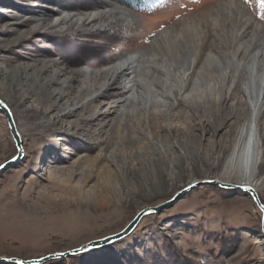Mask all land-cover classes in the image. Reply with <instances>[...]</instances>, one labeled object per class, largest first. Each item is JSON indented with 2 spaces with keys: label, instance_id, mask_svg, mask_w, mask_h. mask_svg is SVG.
Wrapping results in <instances>:
<instances>
[{
  "label": "rangeland",
  "instance_id": "374dc122",
  "mask_svg": "<svg viewBox=\"0 0 264 264\" xmlns=\"http://www.w3.org/2000/svg\"><path fill=\"white\" fill-rule=\"evenodd\" d=\"M96 1L101 2L96 12L105 2L126 9L135 26L117 16L85 20ZM235 1L238 5L232 0H158L141 7L139 0H0V46L6 45L0 49V66L6 69L56 61L50 70H67L56 87L67 82L72 70L82 68L85 72L77 74L82 80L87 70L104 69L116 55H138L147 60L142 70L149 71L147 79L140 72L145 84L138 87L140 93L129 89L126 101L106 95L96 101L101 113L109 107L111 113L91 128H99L95 133L85 128L81 134L76 128L62 132L60 122L51 124L60 110L36 114L40 108L34 98L10 96L23 155L0 171V256H37L116 232L142 207L165 202L199 181L160 212L145 214L124 237L38 264H167L160 258H171L172 264H264L262 210L251 192L203 182L222 176L234 136L252 111L248 91L253 81L257 89L261 86V70L244 69L251 52L245 41L253 32L264 36L261 0ZM73 4L78 7L70 13L66 9ZM248 14L254 18L251 23L244 19ZM103 47L111 58L94 59ZM159 77L162 83L154 84L152 79ZM79 79L73 85L79 86ZM158 101L175 106H157ZM91 104L77 112L88 114ZM162 108L166 115L151 121L150 111ZM2 111L0 164L19 152ZM259 125L264 137V106ZM109 155L117 161L118 175L112 176L106 165L112 162ZM257 167L264 194V162Z\"/></svg>",
  "mask_w": 264,
  "mask_h": 264
},
{
  "label": "bare ground",
  "instance_id": "6f19581e",
  "mask_svg": "<svg viewBox=\"0 0 264 264\" xmlns=\"http://www.w3.org/2000/svg\"><path fill=\"white\" fill-rule=\"evenodd\" d=\"M99 3L101 2L96 1V2L90 3L91 7H89V9H92V12L88 15V18L86 19L84 18L85 20L88 19L90 22H94V21L102 22L105 19L106 20L112 19L113 17L117 16L119 19L125 20L126 26L128 27L135 26L136 22L135 21L131 22L133 19L130 13L126 9L120 8L119 6L117 7L111 2H105L104 9L99 12H96L97 4ZM232 3L233 4L235 3L234 5L236 4L238 5V3L235 0H232ZM77 7H78L77 4H73L69 6L66 10L70 13L72 11L73 13L75 10H77ZM70 16L72 15L69 14L68 16L65 17V19L69 20ZM244 19L246 22H249V23L253 22L254 20L251 14L244 16ZM76 25H77V22H76ZM194 26L195 25L188 26V27H194ZM98 31L99 33H103L101 28H98ZM93 35L94 34H92V36ZM165 35H167V33H165ZM248 35H251V33ZM86 44L87 43H79L80 47H83V45H86ZM244 44H245V48L247 47L246 48L247 51L248 49L251 50L250 56L247 59V65H245L246 67H244V69L246 68L251 69V72L252 71L258 72L260 69L262 73L261 74V77H262L261 86L259 85L260 88L257 89L255 81H253L252 83L254 84L253 89L248 91V96L252 99V102H251L252 111L250 113L249 118L243 123L239 131L234 136L233 146L231 148L227 161H225L226 163L225 168L222 172V176H218V179L220 178L222 181L225 180V182L227 183L228 182L233 183L232 181H234V182H238V184L249 186L250 188L254 189V191L257 192L259 198L263 200V197H262V195H264L263 186H262L263 180L261 178L257 165H258V162H264L263 161L264 160V137L262 136V133H261L262 130L260 129V125H259V116L261 113V109L264 106V36L262 38H259L253 32L250 39L248 41H245ZM5 47L6 45L0 46V49H5ZM87 49H90V47H87ZM103 49L104 50L99 53H94L93 58L101 59V60L111 58V54H110L111 52L108 49L106 50V48L104 47ZM85 51H88L90 53L91 50H85ZM87 53L84 52V54H87ZM132 55L131 56L130 55L129 56L116 55L117 59L113 61L112 63H109V65H106L104 69H100L97 71L96 70L91 71V73H90V70H87V75L84 76L82 80L79 79L77 74L81 73L84 70H81L82 68L80 70H72L73 75L71 76L69 75L70 77L67 75L68 77L67 82L61 81L58 87H56L54 83H57V81L59 83V78L62 76L61 73H66L67 70L64 68L56 69L54 71L50 70L49 67L54 65L56 61L52 60L53 61L52 62V61H49L50 60L49 59L48 61L44 60L45 62H42L41 65L35 63V64H32L31 66L19 64L11 70L6 69L3 65H1L0 66V80H2L3 85L0 86V94L2 93V96H0V99L11 111V115L13 117L15 127L20 135L21 141H23L22 140L23 135L19 128L18 122L16 121L17 119H15L16 115H15L13 108L11 107L12 104H10V101H11L10 96L18 97L21 94H23L25 96L24 97L25 99H28V97L34 98V100H36L35 107L40 108L38 109V111L36 110V114L49 115L50 113L54 111L57 112L58 110H60L59 112H57V114L53 113L54 115L56 114L55 115L56 119L52 121L51 124H56L57 122H60L61 125L58 126V128H60L62 132L70 131L72 128H76L77 129L76 133L81 134V131L79 130L85 128L89 132L95 133L96 130L99 128H96L95 131H91V128L96 127L95 124H100V120L105 115H108V113H111L110 107L109 109L101 113L100 109L98 108L99 106L96 103L98 99H100L104 95L108 97H118V102L120 103V102H123L124 100L125 101L127 100L124 95L129 91V89L136 88L135 92H138L139 91L138 87L139 86L143 87V85L145 84L142 81L143 78L142 77L140 78V76H141V73H143L145 79H147L148 77L149 71L142 70V67L146 68L147 60L141 59V57H139L138 55L137 57H133ZM81 57H83V55ZM138 58H140L141 61L144 60L142 61L141 65H139L140 63L139 64L137 63ZM259 63H261L260 65L261 68L259 67ZM28 68L30 69L34 68L31 74L27 72ZM148 69H151V68H148ZM123 74H128V78L123 80L122 79ZM185 74H187V72ZM183 77L184 75L182 76V79L180 80L182 86H184ZM77 79H79V82H80L79 86L77 85L78 87L75 86V84L73 85V81H76ZM155 79L156 78L152 79L154 84H156L157 81H160L161 78L159 77V80L158 79L155 80ZM161 83L162 82L160 81V84ZM120 87L122 88L120 89ZM72 91H74V95L71 94L73 93ZM4 93H8V95H5V96H9V98L3 96ZM25 99L20 102L21 106L24 105ZM134 99L136 98L134 97L131 100H134ZM137 103L140 104V103H143V101L141 102L140 99H138ZM146 103H148V101H146ZM89 104L92 105V106H89L92 108L85 110V112L87 111L88 114L81 115L77 112L79 111V109H81V107H83L82 109H86L87 105ZM154 104H156L157 106H164V105H168V107L175 106L173 105V103H170L167 101H158V102H155ZM166 111L167 110H163V108L159 111V113L150 111L151 121L155 117L159 119V117L166 115L167 113ZM77 114H79L77 116V119L69 120L70 117H73ZM160 126H163V125H160ZM174 145L177 146L176 144ZM169 147L173 148V146H169ZM149 153H150V157H152V161L153 162L156 161V157L151 156L153 152L149 151ZM170 153L171 152H169L167 155L161 154L159 155L158 158L169 156ZM111 156L112 155H109L108 159L112 160V162L108 161L109 164H106V165L111 167L110 173L112 174V176H114L115 174L118 175V172H116L117 169L116 167H114L115 165H113V164L118 165L116 163L117 161H115V159ZM96 158L99 159L100 155H97ZM170 158H173V155H171ZM53 171L54 170H50V174ZM243 191L247 192V190L246 191L243 190Z\"/></svg>",
  "mask_w": 264,
  "mask_h": 264
},
{
  "label": "water",
  "instance_id": "95a60500",
  "mask_svg": "<svg viewBox=\"0 0 264 264\" xmlns=\"http://www.w3.org/2000/svg\"><path fill=\"white\" fill-rule=\"evenodd\" d=\"M0 107L1 109L5 112L7 119H8V126L10 129V132L12 134V136L14 137L17 147L19 149L18 155L14 156L11 159H8L6 161H4L2 164H0V171L8 166H10L12 163L16 162L17 160H19L22 155H23V147H22V141L20 138V135L15 127L14 124V120L13 117L11 115V111L9 110V108L1 101L0 99ZM203 182H214V183H218L219 185L222 186H231V185H236L238 187H240L242 190H247L250 191L256 204L259 206V208L262 210V229L264 231V203L260 200L258 194L256 191H254V189L250 188L249 186L246 185H239V184H232V183H227L225 181H222L218 178H209L204 180ZM199 181H193L187 185H185L184 187H182L181 189H179L172 198L168 199L165 202H162L158 205H147L142 207L141 209H139L135 215L131 218V220L122 228H120L119 230H117L116 232H112V233H108L105 234L103 236L100 237H96V238H92L78 246L72 247V248H67V249H62V250H54L51 252H47L44 254H40L37 256H31V257H27V258H23L20 256H5V255H1L0 256V260L3 261H14L18 264H38V263H42L44 261H48V260H52V259H56V258H60V257H64V256H69V255H74V254H78L81 252H84L86 250L113 242L115 240L120 239L121 237H124L125 235L129 234L140 222V220L142 219V217L145 214L148 213H154L160 210L161 207H163L166 204H170V202L174 201L176 198H180L186 191L190 190L191 188H193L194 186L198 185Z\"/></svg>",
  "mask_w": 264,
  "mask_h": 264
},
{
  "label": "trees",
  "instance_id": "16d2710c",
  "mask_svg": "<svg viewBox=\"0 0 264 264\" xmlns=\"http://www.w3.org/2000/svg\"><path fill=\"white\" fill-rule=\"evenodd\" d=\"M123 1H124L123 3H125L126 1H129V0H123ZM157 2H158V0H139V6H141V7H143V6L144 7H147V6H149L151 4H154V3H157ZM166 261H167V259L164 260V259L160 258V262L161 263L172 264V262H173V260H171V258L167 262ZM209 262H211V261H200L199 260L197 262V264H207ZM2 263H7V262L5 261V262H2ZM135 264H144V263L137 261V263H135Z\"/></svg>",
  "mask_w": 264,
  "mask_h": 264
},
{
  "label": "snow or ice",
  "instance_id": "6c2138e0",
  "mask_svg": "<svg viewBox=\"0 0 264 264\" xmlns=\"http://www.w3.org/2000/svg\"><path fill=\"white\" fill-rule=\"evenodd\" d=\"M261 8L264 10V0H261ZM261 18H264V15H262Z\"/></svg>",
  "mask_w": 264,
  "mask_h": 264
}]
</instances>
